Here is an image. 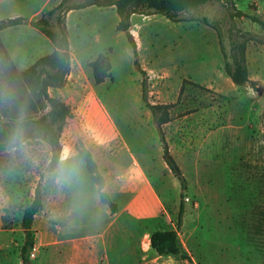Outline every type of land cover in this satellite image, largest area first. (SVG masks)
I'll return each mask as SVG.
<instances>
[{
	"label": "rangeland",
	"instance_id": "374dc122",
	"mask_svg": "<svg viewBox=\"0 0 264 264\" xmlns=\"http://www.w3.org/2000/svg\"><path fill=\"white\" fill-rule=\"evenodd\" d=\"M84 10L67 17L68 71L62 87L48 89L69 105L60 152L67 147L76 155L79 179L64 188L51 182L46 169L50 151L42 139L26 137L25 157L9 152L8 143L0 150V264H20L21 208L36 183L40 204L31 221L32 264H38L45 240L107 231L109 239L104 235V241L112 237L114 250L122 229L131 244L136 241L133 229L139 230L145 246L151 229L174 225L179 182L162 159L153 118L140 97L142 76L149 102H174L171 118L161 128L186 180L176 238L179 252L174 257L154 255L153 264H174L172 258L182 259L181 254L189 264H264V233L254 228L264 216V43L246 42L250 81L236 85L223 71L212 27L196 19L171 21L159 13L134 12L129 31L142 75L124 32L115 28L114 6L92 4ZM244 13L264 16V0H207L183 14L216 20L223 35H261L260 26ZM6 35L12 31L6 29ZM40 51H50L46 38ZM97 52L110 62V75L99 83L88 65ZM25 61L30 63V58ZM17 89L14 83L8 99ZM84 149L103 183L107 179V189H102L114 203L113 211L99 200L79 156ZM137 174L145 176L157 194L154 216L136 217L121 209L132 191L139 192L138 202L147 210L156 208ZM117 178L123 182L122 191L112 186Z\"/></svg>",
	"mask_w": 264,
	"mask_h": 264
},
{
	"label": "trees",
	"instance_id": "16d2710c",
	"mask_svg": "<svg viewBox=\"0 0 264 264\" xmlns=\"http://www.w3.org/2000/svg\"><path fill=\"white\" fill-rule=\"evenodd\" d=\"M207 0H58L50 8L42 10L35 18H26L22 15L0 18V29L9 25L27 22L41 31L50 41L52 49L38 56L24 69H17L0 39V150L8 143L11 131L17 120L23 115L25 136L42 139L49 147V156L46 169L50 171V162L59 155L61 150L60 134L70 113L69 105L55 95H51L49 88L56 89L63 86L69 67L70 50L66 34L65 13L69 9H77L86 5L106 6L113 5L117 20L115 28L124 32L133 54V63L141 72L136 58L134 38L129 31L130 14L144 15L159 13L171 21L196 19L215 30L218 48L222 57V68L232 83L242 85L250 81L245 57L246 42L253 39L264 43V16L254 13H244L251 21L256 22L263 33L261 35L250 32H240L235 36L223 35L218 22L202 14L201 16H185L183 13ZM239 12V10H238ZM91 75L95 83L108 77L110 62L102 52L88 61ZM182 79L179 92L183 87ZM17 85V91L8 99V90ZM195 85L200 86L195 83ZM202 87V86H201ZM140 97L149 109L153 118L156 132L162 146L161 156L169 170L179 182V201L175 212L172 227H158L149 231V246L158 255H170L179 252L176 242L177 230L181 225L183 214V190L186 180L169 152L164 139L161 125L167 122L171 115L169 107L174 102H149L146 98L145 78L140 80ZM264 126V124H263ZM79 156L84 161L89 178L96 184L98 197L102 203H107L113 211L114 203L102 189L103 177L97 171L95 162L88 150H79ZM40 204L38 183L33 188L30 200L21 208L20 222L23 230L22 242L19 246L20 264H32L29 257L33 247L35 230L31 227L34 213ZM181 257H185L181 254Z\"/></svg>",
	"mask_w": 264,
	"mask_h": 264
},
{
	"label": "crops",
	"instance_id": "0c3cea01",
	"mask_svg": "<svg viewBox=\"0 0 264 264\" xmlns=\"http://www.w3.org/2000/svg\"><path fill=\"white\" fill-rule=\"evenodd\" d=\"M57 1L58 0H0V17L22 15L28 19L35 18L39 16L42 10L50 8ZM86 8H88V5L67 10L65 13V25L70 13L74 11L80 13L85 11L84 9ZM6 29L12 31V35H6V38H4L3 33ZM45 38L46 36L41 31L27 22L9 25L0 29V39L16 68L19 70L24 69L38 56L42 55L40 50L44 48ZM51 49L52 46L50 43V50ZM27 58H30V63L28 64L24 63ZM137 177L143 182L142 188H146L149 195L154 198L156 208L153 212L147 210L144 204L138 202L139 192L132 191L128 195L130 196L128 202L121 206V209H126L128 213L136 217L147 218L154 216L158 210L157 194L145 176L141 178L137 174ZM132 179L133 177L130 181ZM116 184L118 186L116 190L122 191L121 184H123V182L120 178H117L112 186ZM107 185V179H104L103 188L107 189ZM108 192H110V189ZM254 228L258 233H264V216L257 218L256 223H254ZM106 232L107 231L92 235L88 234L73 238L70 237L68 239H56L49 242L45 240L42 245L46 246L43 248L40 246L42 243L41 240L39 242V247L42 249V253L40 254L38 264H153V261L156 259L154 255L158 254L149 246V232L146 241L143 243L145 246H141V234L139 230L133 229L134 234H136V241L131 244V240H129L130 237L126 235V229H122V236L120 235L117 237L119 241H113L116 243L115 245H117L114 250H112L111 247L113 244L111 242V236L110 244L105 242L109 239V234H106ZM144 234L146 235L147 231L144 232ZM104 235H107L105 241ZM182 248L184 247L182 246ZM174 255L175 254H170L166 256L174 257ZM181 258L182 259L179 260L172 258L171 261H173L174 264H189L187 259Z\"/></svg>",
	"mask_w": 264,
	"mask_h": 264
},
{
	"label": "clouds",
	"instance_id": "9594fccd",
	"mask_svg": "<svg viewBox=\"0 0 264 264\" xmlns=\"http://www.w3.org/2000/svg\"><path fill=\"white\" fill-rule=\"evenodd\" d=\"M23 115L15 123L8 141V151L25 157L27 154V142L25 136ZM80 175V162L76 155L67 147L63 148L59 155L50 162L49 179L58 188L70 187L75 184Z\"/></svg>",
	"mask_w": 264,
	"mask_h": 264
}]
</instances>
